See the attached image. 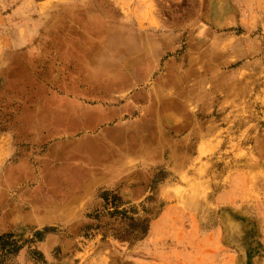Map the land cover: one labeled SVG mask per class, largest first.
I'll list each match as a JSON object with an SVG mask.
<instances>
[{
	"label": "rangeland",
	"instance_id": "1",
	"mask_svg": "<svg viewBox=\"0 0 264 264\" xmlns=\"http://www.w3.org/2000/svg\"><path fill=\"white\" fill-rule=\"evenodd\" d=\"M0 264H264V0H0Z\"/></svg>",
	"mask_w": 264,
	"mask_h": 264
}]
</instances>
